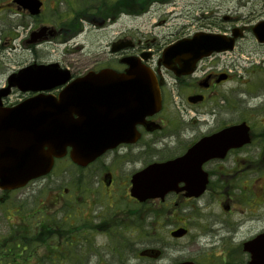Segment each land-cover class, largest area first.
<instances>
[{"label":"rangeland","instance_id":"374dc122","mask_svg":"<svg viewBox=\"0 0 264 264\" xmlns=\"http://www.w3.org/2000/svg\"><path fill=\"white\" fill-rule=\"evenodd\" d=\"M6 1L8 0H0V86L11 72L34 61L49 63L57 60L61 65H74L75 68L81 65L83 67L80 69L86 73L98 67L100 62L107 61L109 44L116 37H157L158 41H164L168 39H164V36L174 29L192 32L201 26H213L217 31L223 28L229 31L234 26L247 27L244 36L237 41L235 49L217 58L220 67L231 61L235 62L231 68L233 78L218 88L228 97L225 104L220 101V105L224 107L218 109L219 121H228L244 115L253 121L258 130L263 128L264 43L257 41L250 29L264 18V0H168L164 3L150 1L143 4V8H140L141 2L133 4L131 0H44V11L36 16L37 19L31 15H20L2 9ZM210 23L212 24L209 25ZM27 25L30 31L48 25L56 29H68V33L80 30L81 32L67 43L63 39L69 38L68 33H62L42 44L25 46L22 39L29 33V30L25 29ZM79 45L82 47L76 49ZM249 80L247 85L246 81ZM22 96L21 92L16 91L9 100L18 103ZM194 130V125L185 130L186 141L194 138ZM178 141L173 136H162L159 146L168 145L170 149H175ZM246 148L222 160L224 165L234 167V177L228 178L231 185L224 195L227 198L225 202L230 204V212L221 205L220 195L209 194L199 206H186V223L190 232L178 242L185 245L186 252H191L201 260L211 259V264H241L240 256H236L240 250H235L234 246L238 244L240 247L242 241L264 230V197L260 196L255 200L257 203H253L247 189L253 187V181L256 179L264 181V159L258 157L260 150L257 142ZM139 164L135 161L125 164L124 172ZM114 165L122 164L116 162ZM65 168L62 164L47 178L29 183L24 191L30 193L35 188L46 187L42 198L48 199L49 192L54 196L55 186L60 190L64 187L69 190L76 189L77 194L75 190L74 193L69 191L68 194L61 190L60 193L64 194L63 199L58 201V210L64 209L63 205H68V209H73L74 207H70L73 205H88V213L94 215L103 208L108 209L111 204L126 208L132 205L133 201L124 190L117 192L116 187H113L111 193L106 187L101 177L102 163L98 162L85 171L73 165L64 171ZM71 177L74 183L71 182ZM48 184L51 185L50 188ZM70 194H74V198H70ZM52 196L51 202L54 203ZM48 209L52 208L48 206ZM7 222L0 209V236L6 231ZM104 240V236L98 235L95 239L91 236L88 242H74L71 249L78 254L91 255L98 252ZM190 244L192 250L188 247ZM46 245L54 247L50 240H43L42 264L72 262L66 259L69 256L66 252H56L55 257L53 254L50 256V249ZM169 252L170 256L179 255L177 252Z\"/></svg>","mask_w":264,"mask_h":264},{"label":"flooded vegetation","instance_id":"af4514ba","mask_svg":"<svg viewBox=\"0 0 264 264\" xmlns=\"http://www.w3.org/2000/svg\"><path fill=\"white\" fill-rule=\"evenodd\" d=\"M4 4V8L8 11L32 16L28 8L19 6L11 0ZM25 29H28V25ZM223 29L221 30L222 33L229 34L227 29ZM48 31L50 33L48 32L45 37L34 40L29 30L28 35L22 39L23 45H39L62 33L67 34L69 32L65 28H51ZM80 31L68 33L69 38H64L63 41L67 43L73 36L80 34ZM202 32L218 31L213 26H201L192 32L174 29L168 35V39L166 38L167 40L158 41L157 37L137 38L129 49L115 53L109 51L106 57L107 61L100 62V68L123 69L122 54L139 57L154 68L161 92L162 108L159 112L145 119L147 122H152L148 128L144 123L137 124V134L133 141L120 143L88 165L84 167H79L77 164L73 165L70 150L64 156L55 157V165L65 163L67 166L73 165V167L85 171L90 166L100 162L102 163L101 177L103 181L105 176L109 177V184L106 185L109 191L113 193V187H116L117 192L124 190L125 193H128L132 186L133 174L150 163L181 156L198 140L227 126L241 122L249 124L253 139L251 144L258 143L260 150L258 157L264 159V120L261 130H258L253 121L244 115H239L236 119L228 121H219L220 111L218 109L224 107L220 105V101L225 104L228 97L224 96L223 91L218 88L233 78L234 74L231 68L235 62L231 61L220 67L217 58L224 53L213 52L199 59L190 73L183 72L177 75L173 70L162 66L161 55L165 46L180 38H189ZM114 41H111L109 46ZM80 48L81 45L76 46V49ZM175 65V68L180 71L186 70V67L181 66V63L177 61ZM63 66L70 70L72 79L84 74L80 69L83 67L81 65L78 68H75L74 65ZM249 82L250 80L246 81V84L248 85ZM245 90L248 89L245 88ZM53 93L56 94V91ZM35 94L36 92L23 93L22 99ZM190 98L194 100L191 101ZM10 104L13 103L9 99L4 101L5 106ZM154 125L158 127H154ZM191 125L195 126V135L191 141H186L184 132ZM162 136H173L177 141L179 140L177 147L170 149L168 145L159 146ZM249 145L231 149L222 160L228 159L237 151L247 149L246 147ZM245 158L249 159L247 156ZM211 159L213 160L204 164L209 176L207 188L198 196L189 195V191L184 187L185 184L180 182L176 187L167 189L164 194L154 197L138 200L130 196L133 203L129 208L111 204L108 209L103 208L94 215L88 213V205H73L70 206L74 207L73 209L62 210L59 221L54 217L58 215L57 211L50 210L48 214L50 218L53 217L55 222L45 227H43V217L48 216V214L43 215L42 213L41 188H35L30 193H26L24 188L0 189V209L9 223L7 230L3 231V235L0 236V264H42L43 239L51 240V244L54 246L50 256L53 254L55 257L56 252L57 254L66 252L69 254L66 259L74 262L71 264H182L186 262L211 264V259L201 260L192 255L191 252H186L185 245L178 242L187 237L190 232L186 223V206H199L202 200L212 194L222 196L221 205L225 210L231 211L230 204L225 202L227 198L224 195L231 185L229 179L234 177V167H232L233 165H224L219 158ZM131 161L140 164L134 165L132 170L124 172L125 164ZM116 162L122 165L115 166L114 163ZM114 167L116 168L113 170ZM240 177H242L241 174ZM43 179L45 177H41L39 181ZM71 182L74 183L72 177ZM247 189L250 191L253 203H257L255 200L259 199L260 196L261 198L264 197V181L262 179L254 180L253 187H247ZM61 190L68 193V188ZM61 190L57 186L54 187L55 204L58 199L62 198ZM75 192L77 194L78 190L75 189ZM27 201L30 202L27 203ZM67 206L63 205V207ZM106 211L109 213L106 214ZM179 228H186L187 233L176 235L175 232ZM262 231L264 230L258 233ZM258 233L242 241L240 247L238 244L234 246L235 250H240L236 256H240L241 264H248L251 257L249 251L245 249V242ZM98 235L105 237L104 244L99 246L98 252H93L87 256L78 253L75 256L69 252L74 242H88L91 236L95 239ZM58 236L59 241L54 242ZM188 247L191 250L193 248L192 244ZM169 251L177 252L179 255L170 256ZM78 259L81 261H77Z\"/></svg>","mask_w":264,"mask_h":264},{"label":"water","instance_id":"95a60500","mask_svg":"<svg viewBox=\"0 0 264 264\" xmlns=\"http://www.w3.org/2000/svg\"><path fill=\"white\" fill-rule=\"evenodd\" d=\"M14 1L33 14L40 13L43 4L41 0ZM45 29L34 32V38L42 36ZM253 31L258 40L264 42V20L259 21ZM239 35V29H235L230 37L222 34L195 35L169 45L163 57L168 60L190 53L197 59L214 50L232 49ZM128 44L117 43L113 49ZM192 58L189 56L188 60ZM125 62L129 64L125 72L112 69L90 72L69 84L59 98L37 96L13 108H0V156L23 157L0 159V186H23L31 178L48 173L53 166L52 154H63L68 145L73 146L72 155L77 158L74 159L76 162L86 163L88 159H95L113 147L117 138L126 139L129 129H119L117 118H128L131 127L147 114L159 110L161 100L159 94L156 95L153 71L130 57L125 58ZM67 78V71L58 70L57 64L31 65L10 76L9 86L0 90V105L2 96L9 93L12 85L22 90L49 89L64 83ZM250 141L246 123L204 137L183 156L154 163L139 172L135 176V195L141 198L154 196L157 190L176 186L180 180L186 181L189 195H199L208 181L203 163L212 157H224L230 148ZM47 145L50 151L44 149ZM185 232L180 228L175 234L183 235ZM245 249L252 253L249 264H264V233L245 243Z\"/></svg>","mask_w":264,"mask_h":264},{"label":"trees","instance_id":"16d2710c","mask_svg":"<svg viewBox=\"0 0 264 264\" xmlns=\"http://www.w3.org/2000/svg\"><path fill=\"white\" fill-rule=\"evenodd\" d=\"M144 1H146V0H144Z\"/></svg>","mask_w":264,"mask_h":264}]
</instances>
